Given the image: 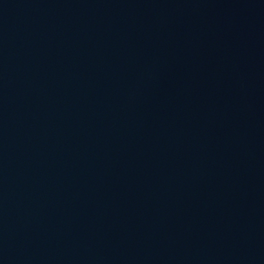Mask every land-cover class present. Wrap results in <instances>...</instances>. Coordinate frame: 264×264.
<instances>
[{
	"label": "water",
	"instance_id": "water-1",
	"mask_svg": "<svg viewBox=\"0 0 264 264\" xmlns=\"http://www.w3.org/2000/svg\"><path fill=\"white\" fill-rule=\"evenodd\" d=\"M0 264H264V0H0Z\"/></svg>",
	"mask_w": 264,
	"mask_h": 264
}]
</instances>
